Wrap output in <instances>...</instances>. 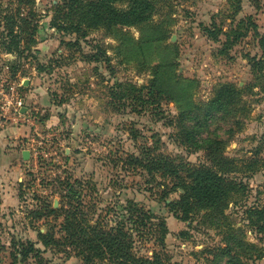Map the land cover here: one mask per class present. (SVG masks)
Listing matches in <instances>:
<instances>
[{
	"label": "rangeland",
	"instance_id": "obj_1",
	"mask_svg": "<svg viewBox=\"0 0 264 264\" xmlns=\"http://www.w3.org/2000/svg\"><path fill=\"white\" fill-rule=\"evenodd\" d=\"M151 1L155 10L141 24L89 26L87 17L72 32L81 17L69 0H0L2 14L28 23L18 54L0 45V88L21 90L29 80L37 90L26 106L28 132L17 139L29 156L14 179L0 181V264H37L11 255L26 240L42 263L85 264L43 244V235H61L62 215L47 209H65L77 195L87 218L108 225L128 200L160 218L164 246L153 235L137 238L140 255L161 252L165 264H264V69L251 68V58H264V0ZM211 114L213 123L197 132L218 141L207 157L190 136ZM144 146L185 167L216 159L238 186L220 218L173 216L166 203L176 193L162 199L165 181L126 163ZM68 191L75 195L65 199ZM229 236L243 242L240 251L220 259L219 249L233 246Z\"/></svg>",
	"mask_w": 264,
	"mask_h": 264
},
{
	"label": "trees",
	"instance_id": "obj_2",
	"mask_svg": "<svg viewBox=\"0 0 264 264\" xmlns=\"http://www.w3.org/2000/svg\"><path fill=\"white\" fill-rule=\"evenodd\" d=\"M128 6L117 8L112 5L111 0H69L66 4L68 10L74 15L80 14L72 32H76L80 21H87L89 26L104 25L107 28L113 26H134L145 22L155 10L151 0H129ZM19 4L22 0H18ZM17 2V3H18ZM17 10L16 12H18ZM5 32H0L3 40L0 45L6 53H19V43L21 34H24L22 27H25L27 21L22 19L18 13L2 14L0 11V23ZM55 22H53L54 24ZM18 24V25H16ZM63 25H66L62 22ZM72 26H69L71 28ZM21 29V30H20ZM67 30V28H65ZM17 31V32H16ZM26 34V33H25ZM264 52V36L260 40ZM253 59L251 68L255 71L264 69V58ZM213 105L216 103L213 101ZM213 123V114L207 115L201 122L194 123L191 141L199 146H205L207 157L215 152L214 144H218L211 133L202 136L199 131L204 125L210 126ZM215 164L201 167H185L181 165V158L177 156L156 153V149H148L144 146L136 155L127 156L126 163L129 169L144 173L153 181L156 177L165 181L161 198L164 199L170 192H175L176 199L167 202L169 211L179 220H188L200 212L214 214L220 218L221 214L228 206L229 199L233 188H237L235 180L231 179L228 174L223 172L216 162ZM125 160V159H124ZM218 167V168H217ZM79 188L77 187V190ZM78 193V191H77ZM75 192L68 191L65 199L71 198ZM74 201L65 203V209H52L49 207L45 215H62L61 235L55 237L53 232L43 235V244L45 246L60 247L64 253H73L79 257L85 264L94 262H106L107 264H165L161 252L153 251L150 256L138 254L136 242L147 240L153 235V241L162 248L164 237L167 234V228L164 222L151 213L150 210L139 206L132 200L125 201L120 212L114 211V225L102 223V221L87 218L86 213L82 210L80 195L74 196ZM165 201V200H164ZM62 210V211H61ZM251 211L250 213H252ZM261 213V212H258ZM39 215L40 214H36ZM263 215H260V218ZM191 217V218H192ZM264 223V219H263ZM230 234V233H229ZM145 238V239H143ZM228 238V237H227ZM226 238V241H227ZM232 242V248L219 249V258L233 256L230 251L237 253L240 251L242 241L235 236H229ZM19 246L17 251L11 252L15 258V253H19L22 261L28 258L37 259V264L42 263L39 257L41 250L35 248L30 241L19 242L14 244ZM237 264L236 262H233ZM225 264H228L225 261Z\"/></svg>",
	"mask_w": 264,
	"mask_h": 264
},
{
	"label": "crops",
	"instance_id": "obj_3",
	"mask_svg": "<svg viewBox=\"0 0 264 264\" xmlns=\"http://www.w3.org/2000/svg\"><path fill=\"white\" fill-rule=\"evenodd\" d=\"M23 84V89H18V92L23 100L27 99V102L24 101L27 106L29 102L34 103L32 99L37 90L31 88L32 84L29 80ZM22 111L24 113L25 110ZM27 132L28 127L25 123H14L10 118L0 116V181L14 179V175L18 173L24 149H20L22 140L17 139L25 136Z\"/></svg>",
	"mask_w": 264,
	"mask_h": 264
},
{
	"label": "built area",
	"instance_id": "obj_4",
	"mask_svg": "<svg viewBox=\"0 0 264 264\" xmlns=\"http://www.w3.org/2000/svg\"><path fill=\"white\" fill-rule=\"evenodd\" d=\"M18 91L14 84H7L0 88V116L8 117L14 123H28L30 110L25 106L24 100L19 96ZM22 110H25L24 113Z\"/></svg>",
	"mask_w": 264,
	"mask_h": 264
},
{
	"label": "water",
	"instance_id": "obj_5",
	"mask_svg": "<svg viewBox=\"0 0 264 264\" xmlns=\"http://www.w3.org/2000/svg\"><path fill=\"white\" fill-rule=\"evenodd\" d=\"M27 157H28V153H27V151H23V152H22V158H23V159H27Z\"/></svg>",
	"mask_w": 264,
	"mask_h": 264
}]
</instances>
